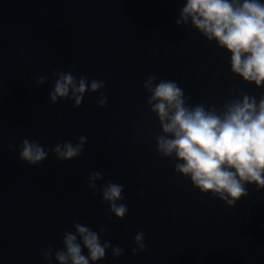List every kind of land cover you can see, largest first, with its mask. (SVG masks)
Wrapping results in <instances>:
<instances>
[{"label": "clouds", "instance_id": "1", "mask_svg": "<svg viewBox=\"0 0 264 264\" xmlns=\"http://www.w3.org/2000/svg\"><path fill=\"white\" fill-rule=\"evenodd\" d=\"M177 26L191 27L208 42L230 53V71L246 84L264 87V3L261 0H184ZM23 55V50L20 52ZM71 71H54V85L48 100L55 105L61 100H73L79 108L86 93H100L101 108L108 103L102 91L103 80L79 78ZM33 83L39 87L47 83L44 75L34 76ZM143 89L149 93L147 104L156 117L160 134L155 136L156 149L163 158L174 160V171L189 178L194 188L203 194H211L227 207L249 195L246 185H255L264 190V95L259 99L243 90H230L232 98L220 108L203 103L189 104L176 81L159 79L151 74L144 81ZM86 136L56 144L52 154L60 161H71L82 155ZM9 151L18 150L19 159L28 165L43 163L49 152L38 141L25 138L17 146L8 145ZM100 172L88 177V188L95 192L97 182L103 181ZM124 185L108 181L101 188L102 203L117 219H123L128 206L123 201ZM111 217H109L110 219ZM74 232L63 233V248L56 249L49 243L40 250L41 258L52 264H96L104 260L109 249L114 259L124 255L125 249L113 246L110 240L101 237L110 232L107 225L99 231L89 226L74 223ZM131 249L132 255L143 253L147 245L144 232L138 231ZM87 250V255L84 250Z\"/></svg>", "mask_w": 264, "mask_h": 264}]
</instances>
